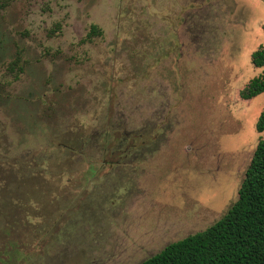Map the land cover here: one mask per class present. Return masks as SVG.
<instances>
[{"label": "rangeland", "instance_id": "obj_1", "mask_svg": "<svg viewBox=\"0 0 264 264\" xmlns=\"http://www.w3.org/2000/svg\"><path fill=\"white\" fill-rule=\"evenodd\" d=\"M263 25L264 0H0V264H140L221 219Z\"/></svg>", "mask_w": 264, "mask_h": 264}, {"label": "trees", "instance_id": "obj_2", "mask_svg": "<svg viewBox=\"0 0 264 264\" xmlns=\"http://www.w3.org/2000/svg\"><path fill=\"white\" fill-rule=\"evenodd\" d=\"M99 35L92 25L88 37ZM251 63L263 71L240 92L243 100L264 92V45L253 52ZM255 128L260 137L237 201L204 231L169 244L140 264H264V111Z\"/></svg>", "mask_w": 264, "mask_h": 264}]
</instances>
